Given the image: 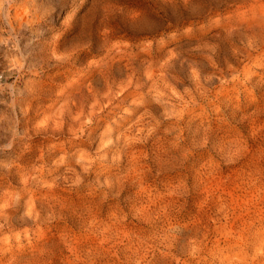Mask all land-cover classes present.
Returning <instances> with one entry per match:
<instances>
[{"label":"rangeland","instance_id":"1","mask_svg":"<svg viewBox=\"0 0 264 264\" xmlns=\"http://www.w3.org/2000/svg\"><path fill=\"white\" fill-rule=\"evenodd\" d=\"M0 264H264V0H0Z\"/></svg>","mask_w":264,"mask_h":264}]
</instances>
